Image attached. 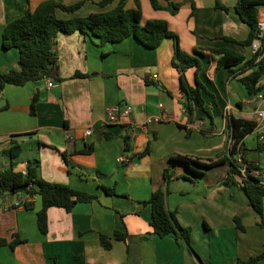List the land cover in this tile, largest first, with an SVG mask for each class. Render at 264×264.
Instances as JSON below:
<instances>
[{
	"label": "crops",
	"instance_id": "0c3cea01",
	"mask_svg": "<svg viewBox=\"0 0 264 264\" xmlns=\"http://www.w3.org/2000/svg\"><path fill=\"white\" fill-rule=\"evenodd\" d=\"M41 1L0 0L1 73L18 68V50L2 45L4 26ZM56 1H83L72 14L56 11L57 16L67 18L109 10L119 0L102 8L96 4L100 0ZM172 1L180 3L175 14L152 8L149 0H139L141 20H165L187 53L197 48L211 56L210 48L221 47L245 58L254 53L251 46L222 39L243 40L249 33L235 10L237 0ZM133 5V0L126 1V7ZM257 19L264 22L263 7L257 9ZM56 52L61 80L55 86L48 87L43 78L21 86L6 85L0 92V172L10 165L6 151L15 140L21 145L14 164L17 170L36 158L42 179L96 198L78 202L69 211L48 208L45 234L36 225L39 197L32 199L28 209L9 207L19 195L0 199V237L8 242L15 237L22 240L13 248L0 246V264H198V259L203 264H237L239 259L264 251V226L258 224L241 188V176L227 172L225 162L231 146L227 117L253 119L252 105L236 77L217 67L215 58L203 60L197 74L203 85L199 107L203 114L198 107L188 113L179 72L171 64L170 39L152 48L132 36L101 43L78 31L57 33ZM75 72L89 76L73 77ZM184 75L189 83L188 71ZM34 94L35 113L30 114ZM116 104L130 105V116L122 123L107 124L105 107ZM164 111L167 118L162 121L147 124L143 131L132 129V123L145 122L148 116ZM89 125L92 134L84 136ZM251 133L258 141L264 134V121ZM246 137L242 145L245 158L264 170V158L248 157ZM124 154H131L129 162L117 160ZM176 156H188L209 167L190 165L199 172L195 175L177 162L165 182L163 170ZM104 187L114 193H106ZM160 187H167L166 209L175 212L180 225L191 229L197 257L173 234L158 237L151 233V207L144 201ZM234 216L239 217L243 230L236 227ZM114 231L124 233L125 239H114ZM102 235L110 242L109 248L102 246ZM251 264H264V258Z\"/></svg>",
	"mask_w": 264,
	"mask_h": 264
},
{
	"label": "trees",
	"instance_id": "16d2710c",
	"mask_svg": "<svg viewBox=\"0 0 264 264\" xmlns=\"http://www.w3.org/2000/svg\"><path fill=\"white\" fill-rule=\"evenodd\" d=\"M114 0H100L96 4L105 7ZM127 0H119L118 3L109 10L92 12L84 16L71 15L61 18L56 15L60 10L66 14H72L78 10L83 1L74 4H63L56 0L41 1L33 10H27L21 16L10 20L2 31V45L4 48L14 47L18 50V68L7 72H0V92L6 85L21 86L27 82H35L45 77H51L55 81L61 80L58 73V57L56 52L57 33L71 34L80 32L83 35L97 38L101 43L118 42L130 36L148 47H157L162 40L170 39L173 44V55L171 64L179 72V87L185 97L183 103L186 112L191 113L194 108L202 105L201 95L202 83L198 79V72L202 67V61H209L215 58L217 67L225 68L226 74L236 77L243 86L247 96H252L264 87V28L259 30L257 9L264 8V0H237L235 10L240 18L248 25L249 33L243 40H235L230 37H222L229 43L244 46H251L254 38L260 40V47L254 51L249 58H245L241 53L227 48H210L209 54L200 49H194L192 53L183 51L179 46L178 36L172 32L165 20L149 19L141 24V8L139 0H133L132 7H126ZM149 0L154 9H166L171 14H175L180 3L172 0ZM191 2V1H190ZM193 7V4L191 2ZM218 7H227L217 3ZM194 67L196 86H191L184 75L186 69ZM89 74L75 72L73 77H86ZM37 95L30 99V114L35 113V103ZM227 124L230 127L229 136L231 138L230 153L226 155L225 162L229 165L227 172H234L241 176V188L244 191L249 205L258 216V224L264 226V184L257 177L248 172L243 176L240 172V165L236 162L234 155L238 146L243 148V139L256 128V121L242 117H227ZM126 146H127V139ZM256 151H264V140L256 141L254 148ZM88 147L87 151H90ZM21 152V145L15 141H10V147L6 151L10 165L0 172V199L6 195H29L39 197L40 208L36 211V225L41 234H45L48 227L47 210L50 207H60L66 211L78 202H89L96 198L95 195L83 191L75 190L66 184L49 182L39 175L38 159L27 160L23 170L14 167L16 159ZM243 152V151H242ZM242 161L247 164V170L261 169L253 162L248 161L242 153ZM184 164L193 174L199 172L191 168L209 167V164L202 163L188 156H176L171 158L168 166L163 170V179L169 181L171 171L175 164ZM186 177V176H184ZM187 179H193L186 177ZM106 193L113 194L114 190L104 187ZM167 187H160L154 190L150 197L144 201L151 207L150 227L151 233L164 237L173 234L176 240L182 241L187 250L195 257L197 254L191 244V229L180 225L176 219L175 212L168 211L165 207V197ZM32 202L25 205L28 209ZM234 222L238 229L243 230V226L238 216H234ZM126 235L114 231L113 238L124 240ZM19 238L7 241L0 237V246L7 245L13 248L21 243ZM102 246L110 247V242L105 236H101ZM264 258V251L246 260H238L237 264H251ZM198 264H203L198 259Z\"/></svg>",
	"mask_w": 264,
	"mask_h": 264
},
{
	"label": "built area",
	"instance_id": "2783aa9c",
	"mask_svg": "<svg viewBox=\"0 0 264 264\" xmlns=\"http://www.w3.org/2000/svg\"><path fill=\"white\" fill-rule=\"evenodd\" d=\"M258 28L259 30H262L264 28V22H258ZM251 47L254 50H257L260 47V40L256 37L253 39L251 43ZM153 77H156V74H153ZM47 81V86L52 87L55 86L57 83L54 79L51 77H45ZM248 102L252 105V113H253V119L257 123H260L264 121V87L259 90L257 93L253 94L252 96L248 97ZM161 107L162 105L159 104ZM132 111V108L130 105H110L105 107V114H106V123L107 124H118L124 122L125 119H128L130 116V113ZM167 118V114L164 111L163 113L159 115H153L148 116L145 120V122L141 123H132V129L137 131H143L146 130L147 124L152 122H159L163 119ZM201 126V123L199 124ZM93 127L91 125L87 126L84 129V136H89L92 134ZM264 140V134H261L258 137V141ZM242 147L238 146L237 152L234 155V158L236 162L240 165L239 169L241 174L244 176L246 172H248L250 175L257 177L262 184H264V170L261 169H250L247 170V164L242 161ZM131 159V154H124L117 158L119 162H129ZM22 173H25V170H22ZM20 197L16 198L11 202L9 207L11 208H24L25 205L29 202H32V199L36 196H29V195H19Z\"/></svg>",
	"mask_w": 264,
	"mask_h": 264
},
{
	"label": "rangeland",
	"instance_id": "374dc122",
	"mask_svg": "<svg viewBox=\"0 0 264 264\" xmlns=\"http://www.w3.org/2000/svg\"><path fill=\"white\" fill-rule=\"evenodd\" d=\"M141 24H144V21L141 20ZM185 71H188V73H189V78H190L189 84L191 86L195 87L196 83L194 82L195 81L194 80V71H195L194 67H190V68L186 69ZM199 107H198V111L201 114H203V112L201 111V109ZM256 141H257V138H256L255 134L249 133L247 135V137H246V145L248 147V152H247L248 153V157L251 158V159H257V158L263 159L264 158V151H256L253 148L256 145ZM222 152L226 155L225 148L222 149ZM224 166H226V164Z\"/></svg>",
	"mask_w": 264,
	"mask_h": 264
}]
</instances>
